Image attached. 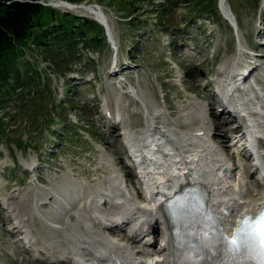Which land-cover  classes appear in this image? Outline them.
<instances>
[{
  "label": "rangeland",
  "instance_id": "374dc122",
  "mask_svg": "<svg viewBox=\"0 0 264 264\" xmlns=\"http://www.w3.org/2000/svg\"><path fill=\"white\" fill-rule=\"evenodd\" d=\"M69 2L53 0L40 20L50 27L66 23L72 33L58 40L66 33L58 26L46 46L29 40L12 60L16 72H10L0 94V264H65L54 261V252L68 258L63 233L73 232L72 219L92 213L80 198L100 180L130 178L127 194L143 202L126 132L148 125L146 107L150 116H160L156 124L165 130L189 131L204 121L213 130L221 120L215 86L226 78V67L233 64L236 72L258 63L242 95L256 94V102L264 103V0L223 1L238 30L219 0H83L71 2L78 10L56 6ZM97 11L106 15L108 32L92 14ZM83 19L95 26L81 36ZM240 43L244 50H238ZM234 125L230 121L218 131ZM240 133L236 128L232 135ZM232 139L211 138L236 163L233 184L243 182L249 200L263 193L264 179L240 142L226 149ZM100 210L114 209L106 203ZM16 225L22 234L12 233ZM91 226L138 248L121 236L124 230ZM162 236L159 225L155 245L140 257L147 264L158 262L154 254ZM40 249L50 259L44 261Z\"/></svg>",
  "mask_w": 264,
  "mask_h": 264
},
{
  "label": "bare ground",
  "instance_id": "6f19581e",
  "mask_svg": "<svg viewBox=\"0 0 264 264\" xmlns=\"http://www.w3.org/2000/svg\"><path fill=\"white\" fill-rule=\"evenodd\" d=\"M51 2L53 1L51 0ZM51 2H47L46 5L52 6ZM63 4H56V6L78 10V7H75L77 5H73L71 2H69L71 6ZM224 6L225 8L223 7V10L227 15L229 14L228 16H231L225 3ZM92 14L97 17V20L104 23L109 28L107 17H105L106 15L103 12L97 11ZM240 47L244 50L243 45H240L239 49ZM243 55H239V57L242 59ZM256 66H258V64H247L242 68L240 67L241 70L239 69L235 72L234 65L230 64L229 69L227 66L226 71H224L226 78L220 82L218 91L221 92L223 97L228 99L230 107L235 108V110L242 108L243 111H249L248 115L250 118L246 121L247 123L249 122L250 127L253 128L250 129L248 135L250 138L253 137L254 148L259 152V160L261 162V166H257L255 171L261 173L264 179V103H261L260 101L256 102V99L259 98L258 95H254L253 98L249 96L240 98L237 97L236 94V90L238 92L241 91L249 74L251 71L253 72V70H255ZM260 95L264 98V92H260ZM218 99L220 101L219 104L221 109L216 113L221 120L220 123L213 128V131L208 122L205 121L204 126L190 129L189 131L176 132L172 129L165 130L156 124L157 121L155 120L159 119L160 116L157 114L150 116L149 110L146 107V111L148 112L146 115V125L147 123L148 125L141 127L136 131H127L126 137L134 145L132 146V150L137 151L138 158H141L140 167L142 166V173H145L146 177L148 176L149 182L145 181V184L147 186L149 184L150 189L158 187L157 183H155V179H157L158 182L166 180L165 185H170L169 187L179 185L184 177L182 178L178 175H173V173L182 166V168H185L190 172L189 175L186 176V179L191 181L197 180L198 183L204 185L210 194V203L212 207L218 213L224 214L225 218H227L225 219V225L228 227L232 225V219H235L237 214L241 211L254 210L256 212V208L260 203L264 202V191L262 194L252 196L251 199L248 200L246 197L251 195L250 189L247 187L245 188L243 182H239L235 185L233 184V179L236 176V163L233 162L231 158L229 159L225 153L220 152L212 143L213 141L211 138H228L231 136L233 138V143L229 145V147H226V149L235 146V142H240L243 145V148L240 149L244 150L243 152H247V159L249 160L253 155V152L246 144L248 136L246 133L232 135L237 127L229 129L226 127L225 133L218 131L219 127L225 126L231 121L226 120L223 117V115L229 112L226 108L228 106L224 105L222 97L220 98L218 96ZM209 104H211V102ZM195 111L198 116L203 113L198 110ZM187 115L190 117L191 113H188ZM114 125L119 128V123H114L112 126L114 129H117ZM256 125L258 126L256 127ZM230 133L231 135H229ZM240 140H243V142ZM233 153L236 156V154H240L241 152L238 153L233 151ZM248 166L250 165H246V167ZM226 174H229V176L227 177ZM245 176L250 178L246 173ZM128 180H130V178H128ZM100 181L101 185L92 190V192L95 193V196L101 197L103 195L101 188L105 187V189H109L113 192L116 200H120L121 203H112V208L114 210L105 212L98 209V200L96 197L93 198L91 201L93 202L91 209L92 213L90 215L83 214L81 219H72L73 222H71V226L73 232H70L69 234L67 233V235H64L65 232L63 233L65 242L68 244V247H66L68 250L66 252L68 255L66 256L68 258L65 259L62 256V252H54L57 256L54 261L56 263L62 262L65 264H76L77 262L75 258L72 257L73 253L75 256L77 254L80 258H84L85 262L89 260L87 264L92 260H94L93 262H97V264H146V261H143L139 256L143 253H147V247H151L154 242L150 241L143 243L139 241V238L141 236H143V238L153 237L159 231L160 224L164 227V233L169 236L167 217L164 213L163 207L160 206L157 209V203L143 198V195H141L143 200L142 203L135 202L134 197L130 196L131 192L127 194V192L122 189L118 176H110L108 179L105 178ZM258 183L259 186H261V183ZM161 186H163V184H161ZM90 195V193L89 195H83L80 198V201L86 200L87 202ZM245 198L247 200H244ZM145 201L147 203H144ZM136 214H141L146 218L143 225L144 227L142 226L140 228L142 233L135 232L132 235L133 237H131L132 239L128 238L129 242L136 245L138 248H134L132 245L129 246V244L119 243L117 240L94 230V227L91 226V224H98L103 230L114 232L116 228H119L120 222L123 224H131L136 218ZM72 217L75 218V215ZM102 223H105L106 225L103 226ZM18 227L19 225L14 227V230L12 231V233L14 232L13 234H22V230ZM232 229L231 226L230 230ZM121 236L125 238L126 233H122ZM162 252L166 255L165 259L162 263L156 264H171V248L166 246ZM40 253L44 254V257L42 258L45 259L44 261H47L51 257L45 252V250L41 249Z\"/></svg>",
  "mask_w": 264,
  "mask_h": 264
},
{
  "label": "trees",
  "instance_id": "16d2710c",
  "mask_svg": "<svg viewBox=\"0 0 264 264\" xmlns=\"http://www.w3.org/2000/svg\"><path fill=\"white\" fill-rule=\"evenodd\" d=\"M41 1L0 0V94L3 87L7 84L10 72L13 70L12 68H14L12 60L16 56L22 55V46H26L29 40H33L38 45H48V37L54 38L51 33L58 26L60 28L65 27L66 29V33L58 34V40L60 41L66 38L65 35L71 34L73 31H67V25L63 22L59 25L55 24L53 27L44 24L40 20V16L47 6L43 5ZM70 1L81 2L83 0ZM205 7L208 8L209 6ZM210 7L212 10L214 9L212 5ZM82 21L83 27H81L79 32L81 36L85 34L87 29H92L95 26V21L87 19H83ZM68 42L72 41L69 40ZM15 70L13 72H16Z\"/></svg>",
  "mask_w": 264,
  "mask_h": 264
},
{
  "label": "snow or ice",
  "instance_id": "6c2138e0",
  "mask_svg": "<svg viewBox=\"0 0 264 264\" xmlns=\"http://www.w3.org/2000/svg\"><path fill=\"white\" fill-rule=\"evenodd\" d=\"M227 242L230 251L236 253L243 250L255 264H264V205L258 214H245L236 234Z\"/></svg>",
  "mask_w": 264,
  "mask_h": 264
},
{
  "label": "water",
  "instance_id": "95a60500",
  "mask_svg": "<svg viewBox=\"0 0 264 264\" xmlns=\"http://www.w3.org/2000/svg\"><path fill=\"white\" fill-rule=\"evenodd\" d=\"M224 0H219V5H220V8H221V10H223V6H222V2H223ZM43 4H47V3H45V2H42Z\"/></svg>",
  "mask_w": 264,
  "mask_h": 264
}]
</instances>
